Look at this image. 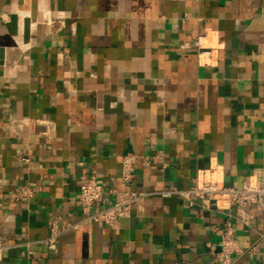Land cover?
I'll list each match as a JSON object with an SVG mask.
<instances>
[{
    "label": "crops",
    "instance_id": "0c3cea01",
    "mask_svg": "<svg viewBox=\"0 0 264 264\" xmlns=\"http://www.w3.org/2000/svg\"><path fill=\"white\" fill-rule=\"evenodd\" d=\"M126 153L154 192L113 225L80 222L81 180L120 189ZM206 169L234 185L264 170V0H0V264H219L228 219L232 264H264L257 204L243 221L155 192ZM53 219L78 225L49 245Z\"/></svg>",
    "mask_w": 264,
    "mask_h": 264
},
{
    "label": "built area",
    "instance_id": "2783aa9c",
    "mask_svg": "<svg viewBox=\"0 0 264 264\" xmlns=\"http://www.w3.org/2000/svg\"><path fill=\"white\" fill-rule=\"evenodd\" d=\"M46 19L50 20L48 17ZM202 38V34L197 36L194 41L195 46L198 52L208 54L210 50L204 46ZM135 157L134 153H126L121 158L120 189L106 188L103 177L95 170L81 180L78 193L82 210L80 222L102 221L113 225L119 218L129 216L133 208H142L145 197L154 191L138 190L132 187L135 178ZM25 159L27 160V157ZM212 171V169H206L200 183H194L186 188L162 189L155 192L162 196L178 194L188 205L196 204L197 200H200L204 206L211 203L216 206L234 205L238 216L243 221H247L243 213L244 207L249 203L260 206L264 215V170L246 175L241 185L220 183L213 176ZM110 192L115 194L112 203L99 208L92 207L98 199ZM31 195H33V188L23 185L16 197ZM77 225L78 223L59 225L58 221L53 219L44 241L52 245L68 227ZM8 245V242L0 241V249ZM238 251H240L238 238L234 226L228 219L221 227L218 249L213 252L212 261L219 264H232L231 254ZM179 264L184 262L181 261Z\"/></svg>",
    "mask_w": 264,
    "mask_h": 264
},
{
    "label": "water",
    "instance_id": "95a60500",
    "mask_svg": "<svg viewBox=\"0 0 264 264\" xmlns=\"http://www.w3.org/2000/svg\"><path fill=\"white\" fill-rule=\"evenodd\" d=\"M1 51H2V49H1Z\"/></svg>",
    "mask_w": 264,
    "mask_h": 264
}]
</instances>
